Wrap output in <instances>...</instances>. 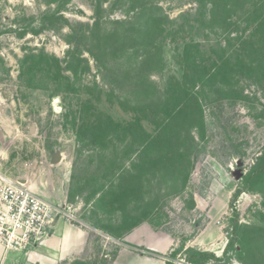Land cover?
I'll return each mask as SVG.
<instances>
[{
	"label": "rangeland",
	"instance_id": "1",
	"mask_svg": "<svg viewBox=\"0 0 264 264\" xmlns=\"http://www.w3.org/2000/svg\"><path fill=\"white\" fill-rule=\"evenodd\" d=\"M159 19L175 32L158 33ZM258 50L264 0H0V180L77 205L64 221L89 245L73 264H185L188 250L264 264ZM224 62L242 68L218 75ZM194 105L202 116L177 127ZM165 125L183 162L147 164L171 146L139 161ZM133 163L139 198L115 170L134 175Z\"/></svg>",
	"mask_w": 264,
	"mask_h": 264
},
{
	"label": "built area",
	"instance_id": "2",
	"mask_svg": "<svg viewBox=\"0 0 264 264\" xmlns=\"http://www.w3.org/2000/svg\"><path fill=\"white\" fill-rule=\"evenodd\" d=\"M76 204H55L29 181L0 180V244L8 251H27L48 237L60 220L78 221Z\"/></svg>",
	"mask_w": 264,
	"mask_h": 264
},
{
	"label": "trees",
	"instance_id": "3",
	"mask_svg": "<svg viewBox=\"0 0 264 264\" xmlns=\"http://www.w3.org/2000/svg\"><path fill=\"white\" fill-rule=\"evenodd\" d=\"M229 8L231 7L230 5L228 6ZM229 11V10H228ZM213 16L217 19V14H216V12L214 11L213 12ZM216 19H211V22H214ZM227 25L228 26H230V27H233V26H235L234 24H231V20L228 18L227 19ZM156 26H157V29H158V33H160L161 35H163L164 36V32L165 31H169L170 33H169V35H171L172 33H174L175 31H174V29H172V28H167V25L168 24H166L164 21H163V19H159L157 22H156ZM214 27L215 26H213V24L212 25H210V29H211V31H214ZM170 29V30H169ZM224 30L225 31H230V30H227L226 28H224ZM236 31V30H235ZM151 34V32L150 31H148L147 32V35L148 34ZM237 33H239L238 31H237ZM165 37V36H164ZM242 38L241 37H238V40H241ZM245 45V44H244ZM243 45V46H244ZM242 48V47H241ZM240 48V49H241ZM194 50H196V52L198 53V54H202V53H199V48H198V45H195V47H191V48H189V51L192 53ZM258 56H259V64H258V66H259V68H263L264 67V52H262V51H260V50H258ZM239 57H240V55H239ZM204 64V61H199L197 58H195V59H193V62H192V64L191 65H189L188 66V68L192 71V72H194V74H192L193 76H192V78H193V80L196 78L195 76H197V74H198V72H200V70H201V67H202V65ZM234 67H237V68H239V69H241L242 68V65L240 64V63H238V64H236V65H232V64H229V63H227V62H224L220 67H218V75H220V74H224L225 76L229 73V71H231ZM252 67V66H251ZM253 68V67H252ZM253 69H255V68H253ZM196 73V74H195ZM195 77V78H194ZM229 77V76H228ZM196 81H197V79H196ZM196 110H199V108L198 107H196V105H194L193 107H191V109L189 110V112H188V115H185V119H180V118H178V121L176 122V125H177V127L179 126V127H184V128H186V124H188V120L192 117V118H194V116H195V113H196ZM199 113H200V115L202 116V111H200L199 110ZM203 116H204V113H203ZM174 121V120H173ZM172 123V122H171ZM171 125V124H170ZM170 125L167 127L166 125L164 126L165 127V129H164V131L162 130L158 135H155L153 138H152V140L151 141H149V143H148V145H147V147H145L144 148V150L145 151H141L140 152V154H139V161H140V159H141V156L143 157L144 155L146 156L147 155V153H155V152H152V150H154V149H167L166 148V146H168V147H172V149H173V153H171V156H169V157H171V159L170 160H167L166 159V155L165 156H163V154L162 153H160V154H158L157 153V156H155L154 157V159H147L146 160V162H147V164L148 163H151V162H154V163H156V164H161V162H162V164H164V165H166V164H169V165H174L175 164V167H176V163H182L183 162V160H182V154H180V152L178 151V149H177V147H178V142H177V140H175V136H174V139L172 138V137H169V138H166V135H164L165 134V130H166V132L170 129ZM182 127V128H183ZM175 128H176V126H175ZM160 135V136H159ZM185 147V146H184ZM158 155H160V157L158 156ZM162 158V159H161ZM261 159V158H260ZM138 161V162H139ZM167 161H169L168 163H167ZM262 162H258V164H261ZM132 166L134 167V168H136L135 170L137 171V173L136 174H134V175H131L130 173H129V175H126L125 174V176H123V174H120V172H118V167L115 169L116 170V174L118 173V176L120 175V182H121V185H120V187H122V184H123V182H125V180L127 179V178H130V179H132V180H134V181H132V182H135V184L133 185V184H131V186H132V188H131V190H130V193L132 194V197H136V198H139V195H142V191H139V187L137 186V184H140V181H141V179H143V177L142 176H139V168H141V166L142 165H139V163H138V165H136V164H132ZM261 167H260V171H263V169H264V167H263V165L261 164L260 165ZM141 173H142V171H140ZM128 176V177H127ZM140 180V181H139ZM137 181H139V182H137ZM117 192H119V190L117 191V190H115V191H113V193L114 194H116ZM124 192V191H123ZM137 195V196H136ZM142 208V212L144 211L145 212V207H141ZM143 219H146V218H143ZM131 220V219H130ZM136 221H139V219H136ZM135 225V224H134ZM229 244H230V242H229ZM228 244V245H229ZM190 252V253H189ZM185 264H209L210 263V261L211 260H213V262H216V263H220V264H223V258H221L220 256H215L213 253H211V252H204V251H198V250H188L187 251V253L185 254ZM166 264H178V263H174V262H171V261H167V263Z\"/></svg>",
	"mask_w": 264,
	"mask_h": 264
},
{
	"label": "crops",
	"instance_id": "4",
	"mask_svg": "<svg viewBox=\"0 0 264 264\" xmlns=\"http://www.w3.org/2000/svg\"><path fill=\"white\" fill-rule=\"evenodd\" d=\"M46 196L47 194L43 192ZM51 196H46L51 201ZM67 197L62 200L53 199L51 202L61 204ZM89 234L86 230L70 224L64 220L56 223L51 230L50 235L42 239L37 246L30 247V252L6 251L4 253V262L6 264H73L77 259H81L83 253L88 248ZM10 253H12L10 255ZM85 254V253H84ZM11 256L15 257V259ZM166 264V263H165Z\"/></svg>",
	"mask_w": 264,
	"mask_h": 264
},
{
	"label": "water",
	"instance_id": "5",
	"mask_svg": "<svg viewBox=\"0 0 264 264\" xmlns=\"http://www.w3.org/2000/svg\"><path fill=\"white\" fill-rule=\"evenodd\" d=\"M31 133L32 134L35 133V128L34 127L31 128ZM61 162H62V155L59 152L53 154L52 164L57 165V164H59Z\"/></svg>",
	"mask_w": 264,
	"mask_h": 264
}]
</instances>
